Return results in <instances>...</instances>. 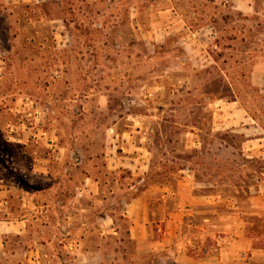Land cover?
Here are the masks:
<instances>
[{
  "label": "rangeland",
  "instance_id": "rangeland-1",
  "mask_svg": "<svg viewBox=\"0 0 264 264\" xmlns=\"http://www.w3.org/2000/svg\"><path fill=\"white\" fill-rule=\"evenodd\" d=\"M140 192L153 249L123 215ZM22 208L43 245L0 264H179L238 216L264 245V0H0V221Z\"/></svg>",
  "mask_w": 264,
  "mask_h": 264
},
{
  "label": "crops",
  "instance_id": "crops-1",
  "mask_svg": "<svg viewBox=\"0 0 264 264\" xmlns=\"http://www.w3.org/2000/svg\"><path fill=\"white\" fill-rule=\"evenodd\" d=\"M10 193V196L7 200L4 201L6 205L11 202L13 189L10 187L5 192V197ZM84 195L85 197L90 196V192L80 194V197ZM166 195L164 194L163 197ZM24 201L21 203V207L31 206L29 200L22 198ZM76 201H80L79 198ZM84 202V200H82ZM123 204V215L129 218L130 221V237L137 241L149 242L151 243L152 248H155V241H151V235L153 231L152 226V212H151V198L148 196L147 192H140L137 195H134L131 199H123L121 201ZM36 206V205H35ZM37 207V206H36ZM7 208V207H6ZM23 208L20 210L21 213L15 217L10 210L9 215L3 219V224H0V252L5 256V261L12 259L17 256H37L36 247L42 246V225H39L37 220H31L28 214H22ZM91 206L82 205L80 208H77L79 214L84 215V213L90 211ZM114 210H108L105 216L99 218L103 220L102 225H106L105 231H113L118 233V226L115 224L116 215L113 213ZM238 211V208L233 212ZM248 213V212H247ZM241 212V214H247ZM77 214L71 215V233L76 232L81 227H78L82 224L84 227L83 230L86 231L89 227L90 221L84 217L83 221L79 223L77 220ZM250 214V213H249ZM253 215H260L259 211H253ZM188 213L184 211H179L175 213H169L167 218L168 227L171 230H177L183 224L185 217ZM48 222L51 226L53 225V217ZM87 220V221H86ZM57 223V222H56ZM104 223V224H103ZM78 224V225H77ZM180 225V226H179ZM40 227V229H39ZM224 236L220 237L218 241V253L213 255H206V257H198L191 255L187 247L180 249V253L176 254V262L179 264H264V245L261 244L260 238L253 236L248 231V222L238 216L237 218L230 221L229 229L223 231ZM172 233V232H171ZM167 241L173 239L172 234ZM75 236V235H74ZM86 238V234L81 236ZM83 238V239H84ZM151 241V242H150ZM79 243V242H78ZM77 244V243H75ZM78 245H71V248L77 247ZM172 249V248H171ZM83 251H78L82 254ZM88 252V251H86ZM33 257H30L29 260L36 262Z\"/></svg>",
  "mask_w": 264,
  "mask_h": 264
}]
</instances>
